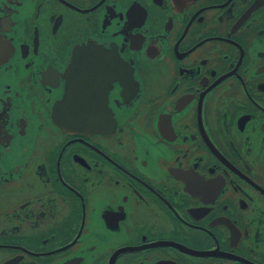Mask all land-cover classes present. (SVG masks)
I'll return each mask as SVG.
<instances>
[{
	"label": "flooded vegetation",
	"instance_id": "flooded-vegetation-1",
	"mask_svg": "<svg viewBox=\"0 0 264 264\" xmlns=\"http://www.w3.org/2000/svg\"><path fill=\"white\" fill-rule=\"evenodd\" d=\"M0 264H264V0H0Z\"/></svg>",
	"mask_w": 264,
	"mask_h": 264
}]
</instances>
